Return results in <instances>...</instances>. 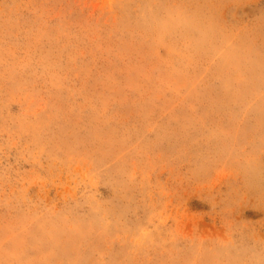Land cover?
Returning a JSON list of instances; mask_svg holds the SVG:
<instances>
[{
    "label": "rangeland",
    "instance_id": "1",
    "mask_svg": "<svg viewBox=\"0 0 264 264\" xmlns=\"http://www.w3.org/2000/svg\"><path fill=\"white\" fill-rule=\"evenodd\" d=\"M0 264H264V0H0Z\"/></svg>",
    "mask_w": 264,
    "mask_h": 264
},
{
    "label": "bare ground",
    "instance_id": "2",
    "mask_svg": "<svg viewBox=\"0 0 264 264\" xmlns=\"http://www.w3.org/2000/svg\"><path fill=\"white\" fill-rule=\"evenodd\" d=\"M68 250V249H67ZM65 251V250H64ZM65 254H66V252H65Z\"/></svg>",
    "mask_w": 264,
    "mask_h": 264
}]
</instances>
